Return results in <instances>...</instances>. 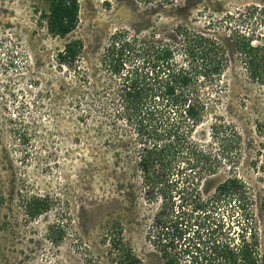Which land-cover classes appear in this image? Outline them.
<instances>
[{"label":"rangeland","instance_id":"1","mask_svg":"<svg viewBox=\"0 0 264 264\" xmlns=\"http://www.w3.org/2000/svg\"><path fill=\"white\" fill-rule=\"evenodd\" d=\"M79 1L78 27L58 37L41 17L48 0H0V264H121L122 252L110 246L119 228L127 247L145 264H163L154 245L156 214L165 206L168 212L169 206L191 212L195 204L175 185L152 200L144 194L139 139L119 113L108 43L116 31L126 30L143 42L176 46L175 29L182 24L224 44L225 84L222 90L209 85L203 95L241 133L238 169L259 202L264 86L250 80L230 36L234 30L262 28L264 33V0ZM76 39L84 43L77 67H61L59 52ZM145 55L151 58L155 51ZM142 60L126 61V69ZM177 61L197 62L181 52ZM209 114L194 136L216 152L219 142L212 139ZM180 177L175 172L171 180ZM27 194L47 196L49 211L31 220L22 203ZM204 215V210L195 212ZM52 224L67 226L60 247L48 239Z\"/></svg>","mask_w":264,"mask_h":264},{"label":"trees","instance_id":"2","mask_svg":"<svg viewBox=\"0 0 264 264\" xmlns=\"http://www.w3.org/2000/svg\"><path fill=\"white\" fill-rule=\"evenodd\" d=\"M161 1L173 5L177 0ZM80 10L79 0H48V9L41 17L53 36L66 37L78 27ZM261 30L232 31L230 46L242 57L250 80L264 86ZM175 33L176 46L143 42L119 30L107 46L118 79L119 113L137 131L144 194L152 200L175 185L178 194L195 204L191 212L184 206H169L168 212L165 206L156 214L154 245L163 264H264V184L258 202L255 189L238 169L241 133L213 111L211 98L203 95L209 85L222 90L225 84L221 79L229 68L225 46L216 37L182 24ZM83 47L81 40L69 41L57 56L58 64L77 67ZM149 50L155 51L151 58L145 55ZM177 52L197 62L179 64ZM139 57L143 59L140 66L131 64L133 67L126 69V61L134 62ZM208 114L214 121L212 139L219 142L216 152L194 136ZM175 172L181 176L179 180H171ZM22 203L27 216L35 220L49 211L52 202L44 195L27 194ZM203 210L204 217L195 216ZM66 229L50 225V242L60 247L64 241L61 233ZM110 246L122 252L121 264H145L127 247L122 228L112 235Z\"/></svg>","mask_w":264,"mask_h":264}]
</instances>
